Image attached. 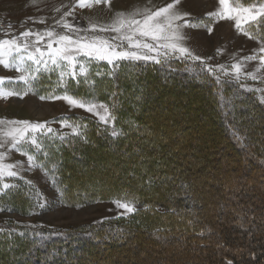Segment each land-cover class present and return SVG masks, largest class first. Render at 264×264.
Wrapping results in <instances>:
<instances>
[{
    "label": "trees",
    "instance_id": "trees-1",
    "mask_svg": "<svg viewBox=\"0 0 264 264\" xmlns=\"http://www.w3.org/2000/svg\"><path fill=\"white\" fill-rule=\"evenodd\" d=\"M253 1L255 0H243L245 4ZM253 32L264 38V21H260ZM122 77H126L125 80ZM94 79L95 85L92 88L87 83L70 79L66 85L67 92L84 98L86 95L91 97V89L96 100L109 106L119 133L113 137L103 126L82 119V138L58 141L62 142L58 152L63 165L56 171L58 176L55 179L59 185L69 190V196L66 197L72 203L132 195L144 209L102 228L81 227L62 233L30 231L23 235L21 232L2 234L0 244L5 246L7 242L15 241L18 244L15 251L26 249V253L23 251L15 257V264H100L104 254H109L110 257L105 264H115L114 251L124 249V239L139 235L154 238V242L150 241L153 244H156L160 235L164 236L168 243L182 241V245H178L181 248L172 246L173 250L180 249L183 254L196 250L194 257L199 260L203 259L204 253L210 248V256L207 258L209 264H227L228 261H232V264H264V128L258 130L255 124L248 123L249 111L253 110L260 123L264 124V105L252 99L249 94L236 90L235 96L242 95L241 100L237 102L241 107L237 105V108L229 110L228 94L235 91L234 83L228 82V85H225L220 79L217 83L214 76L203 71V67L182 59L170 60L164 65L151 62L145 64L143 61L124 62L119 64L118 68H109L106 74L97 75ZM190 83L195 89L204 85L203 95L209 99V102L203 105L194 106L193 109L197 111L194 118L199 121L208 113L216 115L218 120H214L209 126L217 134L216 145L226 150L219 152L220 157L221 154H226L227 158L231 159L245 152L243 161L241 157L239 160L242 166L235 162L230 169L240 177H246L244 179L249 177L251 184L247 189L242 181L232 182L233 179L236 180L233 176L236 174H228L224 170H220L222 173L215 172L213 179L216 182H213L209 190L211 205L205 211L203 201L207 199L202 192L206 190L203 185L206 183L201 178H198L199 181L194 178V165L199 164L196 157H187L186 153L179 156L180 153L174 149L175 144L169 148L167 141L179 142V139L176 137L173 140L169 135L168 131L172 126L166 125L163 129V117L152 114L156 113V105L165 96H153L158 85L163 87V91L174 88L177 92L189 90L194 94V87ZM46 85H49L48 89L52 86L50 82ZM123 87L130 89L121 93ZM148 96L155 98L150 100ZM135 99L137 107L130 104ZM248 100H252L249 107H243L242 103ZM151 101L153 102L150 104ZM190 105V101L182 100L177 107L167 110L166 119H169L170 115H182L180 123L176 121L175 125L187 127L184 118ZM199 112L203 115H199ZM173 123L172 121L171 125H174ZM211 128L209 133H206V139L216 137ZM233 128L237 129L239 138L234 134ZM178 131L175 129L176 133ZM192 140L191 137L186 139L188 148L191 147L189 143ZM100 147H103L104 151ZM89 149L93 152H88ZM82 154L88 155L89 159H84ZM104 158H108L111 167L115 164L120 167L118 171L116 169V173L113 168L110 169L109 181L108 178L107 181H99L103 178L101 174H82L76 179H81L82 186H76L75 181L67 178L74 169L69 168L67 176L63 172L66 168L64 160L71 164L78 160L82 167L88 160V164L92 163L93 167V163H99ZM125 161L131 165H125ZM211 162L212 159L209 163H204L203 168L209 167ZM221 177L223 178L220 179ZM112 178H115L114 182L110 181ZM194 180H197L199 186L194 185ZM137 182H141V187ZM163 191L168 194L169 198L166 200H162ZM81 195L85 196L84 199ZM221 220H228L229 223ZM146 247L145 243L144 249ZM168 258L166 256L161 264L168 262ZM188 264L194 263L189 261Z\"/></svg>",
    "mask_w": 264,
    "mask_h": 264
},
{
    "label": "rangeland",
    "instance_id": "rangeland-1",
    "mask_svg": "<svg viewBox=\"0 0 264 264\" xmlns=\"http://www.w3.org/2000/svg\"><path fill=\"white\" fill-rule=\"evenodd\" d=\"M171 2L172 0H108V3L92 4L90 7H80L77 0H0V22L6 24L5 35L7 34V37L4 39L16 38L19 44L28 43L31 50V45L35 42V36L21 37L20 34L26 30L43 32L46 29H51L57 34L73 35L75 38V32L65 29L62 24H57V21L61 20L62 17L64 22L74 25L76 29L86 30L80 31V35H99L105 38H111L117 34L114 32L102 33L99 32L98 29L99 27L111 24L118 13L128 15L135 11L137 7L145 6L155 10V8L165 6ZM233 3L236 7L248 8L256 13L264 9V0H255L250 4H245L243 0H233ZM177 7L181 12L188 14L185 20L193 22L198 20L203 21L200 27H185L182 29L186 37L183 44L195 55L200 56L205 64L216 68V75L219 76L220 80L224 81L225 85H228V82L234 83L233 86L235 87V91L233 90L228 94V109L231 110L233 107L237 108V105L241 107L237 102L239 99L241 100L242 95L239 97L237 95L235 96L234 93H237L236 90L241 91L242 94H249L252 99H256L258 102L264 99V68L260 67V57L264 56V52L260 51V49L264 47V38H260L253 32L254 27H258L260 21H264V16H258L255 21H242L241 30L238 31L235 27L234 20L209 17L207 15L208 13H215L219 10L220 5L218 0H180V4L177 5ZM57 8L59 11H56ZM66 12H71V15L65 16L64 13ZM92 24L98 26L96 32L91 30ZM209 26L212 28L211 33L208 31ZM245 32L249 33V35H245ZM46 44L47 38L41 41L38 46L42 49H46ZM253 56L256 58L252 60L245 59V57ZM5 58L7 59V56ZM45 58L47 59V57ZM78 60L80 64L86 66L88 72L86 76H78L76 81L87 83L90 85V88L95 85L94 78L97 75L106 74L109 68H113L104 61H89L88 58L84 56L78 57ZM124 62L134 61H121L116 68L119 67V64ZM186 62L200 65L204 68V65L201 64L200 61L187 60ZM237 63L241 65L239 80L235 78V73L232 69V65ZM218 66H223L224 71H221ZM78 70L79 65L77 66V71ZM249 73L253 74L256 78L252 79L251 76L248 75ZM20 74L21 73L17 72L15 69H7L3 65H0V77L9 78L6 79L5 88H15L16 90L24 91L25 88L22 83H14V81L18 80ZM125 78L126 77H122L123 80H125ZM68 80H70L68 76H64L63 79H61L59 69L55 71L49 70L38 76L34 87L27 89V94L23 97L14 95L8 98H0V121L5 122L0 125V133L7 132L9 128L13 127L7 123L9 121H27L31 124L46 125L43 130L37 131L36 133H29V138L35 137L38 140L41 145L40 149L33 148L28 144L24 145L25 151L33 154L37 162L43 165V167H30L26 155L16 150H10V144H6L4 148H0V153H4L5 157L3 163L15 165L12 171L17 173L16 177H7L5 175L3 178H0V209H3L0 210V240L2 234L9 233H27L30 231L62 233L68 230L75 231L81 227L102 228L103 226L110 225L117 219L129 218L139 212V210L144 209L132 195H121L120 197L108 200L96 199L75 204L77 202L72 203L66 197V195L69 196V190L63 185H59L56 181L55 178L58 176L56 171L60 170L63 165L62 157H60L61 155L58 152L62 142L58 141L62 139L75 140L76 138H82V127L84 126L82 119H87L103 126L109 133H112L113 129L119 133L115 118L110 120L107 124L101 121L100 115H104L103 109H97L100 113V115H97L95 112H88L83 108L73 107L63 99L54 98L63 96L65 93L70 94L67 92L66 86ZM48 82L52 84L50 89H48L49 85H46ZM166 83H168V80ZM190 85L193 86L192 83H190ZM241 85H243V87H241ZM193 87L194 89H192V91L194 94H191L189 90L177 92L174 88H169V91H163V87L158 85L156 87L157 92H155L153 96H157L158 94L165 96H163L162 101L158 102L156 105V113L154 114L153 112L152 114L157 117H163V129L166 125L172 126V130L170 129L168 131L169 135L173 140L176 137L177 140L179 139V142H175L176 140H172L173 142L167 141L169 148H172L175 144L176 146L174 149L180 153H177L179 156L185 155L186 153L187 157H196L199 164L194 165V178L197 180L201 178L203 182L206 183L203 184L206 190L202 192V195L206 196L205 199H207L203 201V211H205L206 208L208 209L211 205L209 190L213 182H216V180L213 179L215 172L218 173L221 172L220 170H224L228 174H236L230 167H232V163L239 162L240 157L242 158L241 161H243V156H246V153L244 152L238 157L233 156L231 159L229 157L227 158L226 154H221L222 157H220L219 152L223 153L226 152V150L224 151L220 145H216L217 134L215 130L209 126V124L211 125L213 121L218 120V118L212 113L206 114V116H203L199 121L194 118L197 112L196 109H193L195 108L194 106L198 104L203 105L205 102H209V99H207V97L205 98L203 95L202 88L204 85L198 89H195V86ZM129 89L128 87L127 89L123 87L121 93L126 92V90L128 92ZM248 89H252V91H248ZM91 91L90 89L89 95L91 97L86 95L84 98L90 99L96 104L107 105L102 101L96 100L95 94ZM153 96L148 97L150 100H153L152 98H155ZM41 97L45 98L41 99ZM182 100H188L191 104L188 111L185 112L184 122H187V127H181L179 126L180 124L175 125L176 121L180 123L182 115L176 117L170 115L169 119H166L167 117L165 116L167 110L177 107ZM232 101L234 104H232ZM251 101L252 100H248V102L242 103V105H244L243 107L248 108ZM152 102L153 101H151L150 104ZM130 104L131 106L137 107L136 99L134 102L131 101ZM150 104H147V106H150ZM152 114L150 113L151 116ZM199 115L203 114L199 112ZM248 120V123L251 122L255 124L258 130L264 128L262 127L264 124L260 123V119L257 117V114H255V111H249ZM172 121L174 125H171ZM49 128L52 130L51 133L48 132ZM209 128L213 130L216 137L211 139V136L210 139H206V133H209ZM175 129L179 130L178 133L175 132ZM165 132L167 133V130ZM262 132H264V129ZM74 133L79 134L77 135ZM180 137L186 139L191 137L193 139L189 143L191 147L188 148L186 139L181 140ZM100 148L102 150L104 149L103 147ZM105 150H107L106 147ZM88 152L93 151L89 149ZM82 157L87 159L88 155L82 154ZM211 159L212 162L210 166L203 168L202 165H204V163H209ZM86 163L87 166L85 165L82 167L78 160L73 161L72 164L71 162L66 163V160H64L66 168L62 171L67 176V170L69 168L74 169L73 172L70 170L72 173L68 174L67 178L72 182L75 181L77 184L76 186H82L81 179L76 181L77 177L82 174H88V176L101 174L103 178H100L99 181L103 180L102 182H104L107 178L109 181L108 175L111 174V168H113L114 173H116V169L118 171V168H120L119 165L116 164L111 167L108 158L101 159L99 163H93V167L92 163L90 165L88 164V160ZM124 163L125 165H131L126 161ZM239 164L242 166V163L239 162ZM200 166H202L201 169L199 168ZM121 167L123 166L121 165ZM233 176L236 180L233 179L232 182L242 181V184L247 189L251 187L249 177L244 179L246 177H240L238 174ZM222 178L223 177L220 179ZM114 180L115 178L110 179L111 182H114ZM197 180H194L193 183L199 186V184L196 183ZM5 183L9 184L11 187L8 189L3 188ZM137 184L140 186L141 182H137ZM74 189L73 187V190ZM152 192L153 191H151V193ZM84 197L82 196V199H84ZM161 197L162 200L169 198L166 191H163ZM116 199L122 201L127 199L132 201V206L135 211L126 213L124 209L118 208L113 202ZM212 204L214 203L212 202ZM41 205H44V207H41ZM221 221L229 223L228 220ZM138 234H140V231H138ZM153 239L145 238L142 235H139V237L131 236L128 239H124V241H126L123 244L126 246L122 245L124 249L121 251H114L115 264H135V261L137 264H142V262L143 264H161L166 256L169 257V261H164V264H188L189 261H192L194 264H209L207 258L210 256V254H208L210 248L209 250L207 249V253H204L203 259L199 260L194 257L196 250H194V252H189L191 251L189 249V254H183L180 249L173 250L172 246L177 248L179 244L180 246L182 245V241L168 243L165 241V237L160 235V238H158L159 241L157 240V242H155L156 244L150 243ZM145 243L147 245L146 249H144ZM17 245L15 241L7 242L5 246L3 243L0 244V264H15V261H17L15 257L23 251L26 253V249H17L15 251ZM178 248L181 247L178 246ZM133 249L139 250L134 253L133 251L135 250ZM191 253L193 254L191 255ZM109 258V254H104L99 261L100 264H105V261ZM127 258H129L128 261ZM130 259H134L135 261Z\"/></svg>",
    "mask_w": 264,
    "mask_h": 264
},
{
    "label": "snow or ice",
    "instance_id": "snow-or-ice-1",
    "mask_svg": "<svg viewBox=\"0 0 264 264\" xmlns=\"http://www.w3.org/2000/svg\"><path fill=\"white\" fill-rule=\"evenodd\" d=\"M77 2L80 7H90L92 4L108 3V0H77ZM218 2L220 5L219 10L207 15L209 17L234 20L238 31L241 30L242 21H255L258 16H264V9L256 13L248 8L236 7L233 0H218ZM179 4L180 0H172L171 3L155 8V10L145 6L137 7L135 11L128 15L118 13L111 24L98 29L102 33L114 32L117 34L111 38L99 35H80V31L86 30L76 29L74 25L64 22L62 17L61 20L57 21V24H62L65 29L75 32V38L73 35L57 34L51 29H46L43 32L26 30L20 36H35V42L31 45V50L28 43L19 44L16 38L0 40V65L7 69H15L21 73L18 80L14 81V83H22L25 88L24 91H19L15 88H5L6 79L9 78L0 77V98H8L14 95L23 97L27 94V89L34 87L38 76L49 70L55 71L59 69L61 79L64 76H68L70 79L76 80L78 76H86L88 70L85 65L80 64L78 60L80 56L88 58L89 61H104L113 68H116L121 61H143L145 64L151 62L156 65H164L172 59L200 61L204 65L203 71L208 75L214 76L217 83H219L216 68L205 64L200 56L195 55L189 48L184 46L183 41L186 37L182 29L185 27H200L203 21L193 22L185 20L188 14L178 9L177 5ZM56 11H59V9L57 8ZM64 15H71V12H66ZM97 28V25H91L93 32H96ZM208 31L209 33L212 31L210 26ZM244 34L249 35L247 32ZM45 38H47L46 49H42L38 45ZM260 51L264 52V47ZM6 56L7 59L5 58ZM255 58L254 56L245 57L246 60ZM78 65L79 70L77 71ZM218 67L221 71H224L223 66ZM260 67L264 68V56L260 57ZM232 69L235 73V78L239 80L241 65L239 63L233 64ZM248 75L252 79L256 78L251 73ZM248 91H252V89H248ZM44 98L41 97V99ZM54 98L63 99L73 107L83 108L88 112H95L97 115H100L97 109H103L104 115H100V119L105 124L114 119L107 105L96 104L90 99L79 98L67 93ZM260 103L264 104V99ZM4 123V121H0V125ZM7 123L13 127L9 128L7 132L0 133V148L10 144V150H16L26 155L30 167H43L37 162L33 154L25 151L24 145L28 144L33 148L40 149L41 145L38 140L35 137L29 138V133L43 130L46 125L31 124L27 121H9ZM232 130L239 138L237 129L233 128ZM51 131L49 128L48 132L51 133ZM74 134L78 135L79 133ZM111 134L113 137L118 135L115 129H113ZM4 158V153H0V178L5 175L7 177H16L17 173L12 171L15 165L3 163ZM9 187L11 186L7 183L3 185L5 189ZM113 202L118 208L124 209L126 213L135 211L132 206L133 202L130 200L125 199L122 201L116 199ZM41 207H44V205H41ZM227 264H232V261H228Z\"/></svg>",
    "mask_w": 264,
    "mask_h": 264
},
{
    "label": "built area",
    "instance_id": "built-area-1",
    "mask_svg": "<svg viewBox=\"0 0 264 264\" xmlns=\"http://www.w3.org/2000/svg\"><path fill=\"white\" fill-rule=\"evenodd\" d=\"M5 31H6V24L3 22H0V40L7 37V34L5 35Z\"/></svg>",
    "mask_w": 264,
    "mask_h": 264
}]
</instances>
